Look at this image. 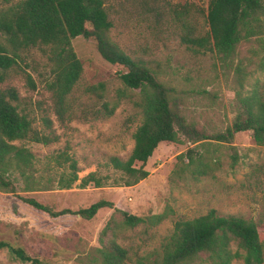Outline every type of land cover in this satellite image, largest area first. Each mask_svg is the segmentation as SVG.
<instances>
[{
	"label": "rangeland",
	"instance_id": "374dc122",
	"mask_svg": "<svg viewBox=\"0 0 264 264\" xmlns=\"http://www.w3.org/2000/svg\"><path fill=\"white\" fill-rule=\"evenodd\" d=\"M156 3L155 13L140 6L138 0H109L110 38L123 52L145 60L155 79L168 89V98L175 99L185 120L192 121L206 134L221 131L229 124L234 109L232 64L235 58L245 64L250 57L253 65L264 52V41L259 44L255 37H250L240 42L232 64H222L213 51L193 53L178 37L181 30L174 10L186 4L187 18L203 34L207 29V0ZM70 44L80 61L83 82L102 83V100L108 106L116 102V106L108 116L87 119L76 116L63 126L55 119L49 93L44 89L43 79L48 77L49 69L45 57L32 48L19 63L34 80L33 90L20 73H10L6 83L14 86L28 103L26 110L33 117L32 126L41 127L40 111L44 110L57 139L46 145L15 141L34 154L32 177L39 183L36 190H23L18 175L15 172L10 175L14 193L0 191V240L10 247L21 248L36 261L22 260L10 248L2 247L0 264H99L95 252L97 235L112 212L111 208H100L88 219L72 213L50 216L17 196L32 197L53 210H76L104 199L134 215L164 212V218L153 226L138 224L120 229L115 241L127 249L130 257L159 249L176 219L191 218L209 208L220 215L233 214L254 221L259 240L264 244V145L254 143L248 130L235 132L229 142L206 139L210 142L207 146L178 134L177 141L158 143L144 164L148 172L144 178L128 186L114 184L119 172L104 163L108 155L124 157L132 147L131 134L140 121L138 90L123 86L118 75L124 68L102 59L92 39L75 36ZM32 66L36 69L32 70ZM263 78L264 72L253 71L244 78V85ZM80 100L94 107L100 105V100L91 95ZM189 148L195 152L193 157L200 154L202 160L211 163L206 174L194 177L190 167H184L185 155L181 161L177 158ZM60 151L71 155L79 168L78 179L67 188L56 185L62 168L54 156ZM231 155L236 158L233 164ZM180 167L184 170L180 171ZM89 171L102 177L104 184L79 185V178ZM230 264L243 263L234 260Z\"/></svg>",
	"mask_w": 264,
	"mask_h": 264
},
{
	"label": "trees",
	"instance_id": "16d2710c",
	"mask_svg": "<svg viewBox=\"0 0 264 264\" xmlns=\"http://www.w3.org/2000/svg\"><path fill=\"white\" fill-rule=\"evenodd\" d=\"M156 1L138 0V3L147 11L156 13ZM108 2L0 0V191L14 193L10 179L14 172L23 182V190L38 189L39 182L32 177L34 154L15 141L46 145L57 139L52 121L44 110L40 111L41 127L37 129L32 126L33 117L26 110L28 103L14 86L6 83L10 73L15 71L22 75L29 89L35 88L30 73L19 64L30 49L36 48L48 62V77H44L43 85L59 124L64 126L76 116L82 119L108 116L116 106V102L108 106L102 100V83L83 82L80 61L70 44L75 36L92 39L102 59L124 68L118 75L123 86L138 90L136 105L140 121L131 134L132 147L124 157L108 155L104 163L119 172L114 184L128 186L144 178L148 174L144 164L158 143L177 141L178 134L192 142L202 141L200 145L207 146L210 142L206 139L229 142L235 132L248 130L254 143L264 145V78L244 85V78L253 71L264 72V52L253 65L250 57L246 58L245 64L240 58H235L232 64L240 42L248 41L250 37H255L259 44L264 41V0H207V29L203 34L187 18L186 4L174 10L181 30L178 36L181 43L193 53L213 51L220 63L232 64L233 115L228 125L212 134H206L192 121L185 120L178 112L175 99L168 98V89L155 79L145 60L123 52L110 38L112 20L108 14ZM89 95L100 100L99 107L80 100V97ZM193 153L194 150L189 148L177 158L181 161L185 155L184 167H190L189 172L194 177L206 174L211 163L202 160L200 154L193 157ZM54 159L62 168L56 185L67 188L78 179L76 161L65 151L58 152ZM235 160L231 155L232 164ZM184 167L179 170L183 171ZM88 183L102 186L104 181L95 171H89L79 178V185ZM17 197L50 216L72 213L88 219L100 208H111V214L97 235L95 252L99 264H230L234 260H241L243 264H264V244L259 240L256 223L233 214H217L213 208L191 218L176 219L170 233L160 242L159 249L130 257L127 249L115 241L120 229L138 224L153 226L164 218V212L134 215L104 199L76 210H53L32 197ZM2 247L10 248L22 260L36 261L21 248L10 247L0 240Z\"/></svg>",
	"mask_w": 264,
	"mask_h": 264
}]
</instances>
